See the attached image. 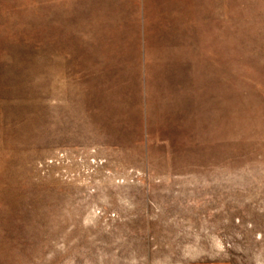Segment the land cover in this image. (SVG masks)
<instances>
[{"label": "rangeland", "instance_id": "374dc122", "mask_svg": "<svg viewBox=\"0 0 264 264\" xmlns=\"http://www.w3.org/2000/svg\"><path fill=\"white\" fill-rule=\"evenodd\" d=\"M0 264H264V0H0Z\"/></svg>", "mask_w": 264, "mask_h": 264}, {"label": "crops", "instance_id": "0c3cea01", "mask_svg": "<svg viewBox=\"0 0 264 264\" xmlns=\"http://www.w3.org/2000/svg\"><path fill=\"white\" fill-rule=\"evenodd\" d=\"M232 4H236V1L235 2H232ZM212 5H214V4H212Z\"/></svg>", "mask_w": 264, "mask_h": 264}]
</instances>
